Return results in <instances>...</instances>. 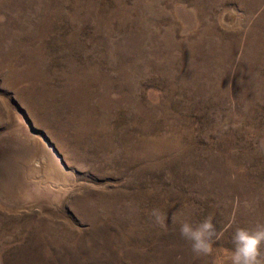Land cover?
<instances>
[{"label": "rangeland", "instance_id": "rangeland-1", "mask_svg": "<svg viewBox=\"0 0 264 264\" xmlns=\"http://www.w3.org/2000/svg\"><path fill=\"white\" fill-rule=\"evenodd\" d=\"M257 223L264 0H0V264H231Z\"/></svg>", "mask_w": 264, "mask_h": 264}, {"label": "clouds", "instance_id": "clouds-1", "mask_svg": "<svg viewBox=\"0 0 264 264\" xmlns=\"http://www.w3.org/2000/svg\"><path fill=\"white\" fill-rule=\"evenodd\" d=\"M153 215L161 222L162 217L157 210L153 211ZM180 234L190 242L191 250L196 256L212 254L214 245L223 237V231L217 229L214 216L211 215L198 223L185 220L181 224ZM232 243L231 264H264V223L237 228L232 236Z\"/></svg>", "mask_w": 264, "mask_h": 264}]
</instances>
